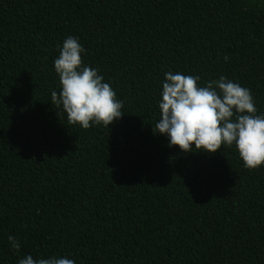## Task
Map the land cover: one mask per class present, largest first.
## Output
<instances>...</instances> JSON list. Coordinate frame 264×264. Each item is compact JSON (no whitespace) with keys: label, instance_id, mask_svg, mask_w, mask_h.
<instances>
[{"label":"trees","instance_id":"trees-1","mask_svg":"<svg viewBox=\"0 0 264 264\" xmlns=\"http://www.w3.org/2000/svg\"><path fill=\"white\" fill-rule=\"evenodd\" d=\"M68 35L123 101L108 127L52 102ZM169 71L224 75L264 113V0H0V264H264V166L169 147Z\"/></svg>","mask_w":264,"mask_h":264},{"label":"clouds","instance_id":"clouds-1","mask_svg":"<svg viewBox=\"0 0 264 264\" xmlns=\"http://www.w3.org/2000/svg\"><path fill=\"white\" fill-rule=\"evenodd\" d=\"M53 65L60 91L52 90V102L62 106L70 123L87 129L93 124L111 125L123 116V101L98 69L82 62L86 49L78 37L68 35L57 45ZM227 60L228 57L225 56ZM158 102L159 119L154 132L164 135L169 147L185 153H216L235 145L244 167L264 166V113H258L251 90L228 77L201 83L199 75L165 72ZM9 246L21 248L18 238L8 236ZM18 264H76L67 256L26 254Z\"/></svg>","mask_w":264,"mask_h":264}]
</instances>
